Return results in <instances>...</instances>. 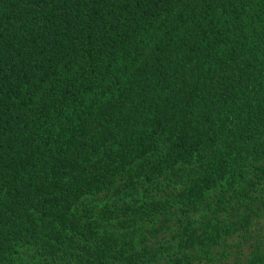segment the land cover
<instances>
[{"label": "trees", "instance_id": "obj_1", "mask_svg": "<svg viewBox=\"0 0 264 264\" xmlns=\"http://www.w3.org/2000/svg\"><path fill=\"white\" fill-rule=\"evenodd\" d=\"M264 0H0V264H264Z\"/></svg>", "mask_w": 264, "mask_h": 264}, {"label": "rangeland", "instance_id": "obj_2", "mask_svg": "<svg viewBox=\"0 0 264 264\" xmlns=\"http://www.w3.org/2000/svg\"><path fill=\"white\" fill-rule=\"evenodd\" d=\"M261 231L264 233V221H262Z\"/></svg>", "mask_w": 264, "mask_h": 264}]
</instances>
